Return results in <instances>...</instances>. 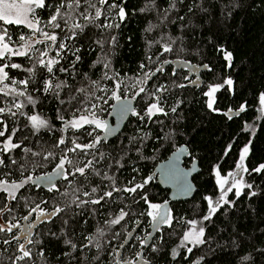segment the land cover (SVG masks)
Segmentation results:
<instances>
[{"label":"trees","instance_id":"1","mask_svg":"<svg viewBox=\"0 0 264 264\" xmlns=\"http://www.w3.org/2000/svg\"><path fill=\"white\" fill-rule=\"evenodd\" d=\"M60 2L46 0L39 13L48 21ZM113 3L124 8L126 16L122 21L116 15L118 9L109 10L108 5ZM81 5L78 12L85 11L84 0H81ZM97 7L102 8L104 14L95 23L75 17L85 27L82 32L73 30V39H65L72 35L69 32L71 21L68 25L61 21V28H50L51 33L58 37L55 49L65 45L60 53L63 59L57 57L60 62L53 65L54 75L36 63L44 52L42 45L36 53L0 59V65H21L20 69H5L10 77L6 82L9 89L15 87L17 91L25 92L24 96L0 93V107L17 112L15 117H0L8 123V132L5 137H0V146L13 128L19 129L12 137L13 143H21L20 148L7 154L0 153L9 165L0 168V173L6 174L0 175V179L20 182L31 176L34 180L36 176L56 169L62 157L73 161V164L64 165L69 174L55 185L59 192L31 182L19 190L18 201L10 202L19 228L11 234H0V240L16 235L21 237V243L25 242L23 231L30 222L34 224L37 217V212L29 215V211L37 204L45 212H51L53 205L63 207L70 201L75 188L81 189L77 193L81 200L98 198L105 191H111L112 181L103 179L107 174L115 178L114 186L121 191H114L112 198H105L100 204H85L82 208L73 205L70 210L54 217L51 223H38L31 236L34 243L27 245L32 252L31 260L26 258L16 264H116L117 261L121 264L125 261L136 264H145V261L148 264H264V170L259 173L253 171L264 165V104L260 102L264 95V0H108V4L102 6L97 2ZM108 23H118L119 27H97ZM5 28L14 34L23 30L22 26L0 21V29ZM112 37L116 38L114 43ZM17 42L21 43V40ZM166 46L171 51H164ZM77 48L79 52L76 54L81 59L75 69L68 73L58 72L59 67L70 66L75 59L72 52ZM225 52L232 54L230 67ZM101 60L110 62V67L105 68L98 62ZM186 64L207 66L196 85L186 79ZM34 65V73L27 71ZM157 68H162V71L157 72ZM150 71L155 74L144 82L145 73ZM106 72L111 79L104 78ZM229 78L233 80L231 86L225 83ZM49 79L53 86L65 81L69 87L45 92ZM23 80L28 83H20ZM91 81H97L99 89H104H97L95 93L104 100H92L99 105L96 116L108 118L115 101L113 93L120 97H135L136 108L117 138L102 140L87 154L79 150L71 152L68 149L74 147L73 141L87 144L95 136L88 135L87 126L80 129L64 127L66 121L87 114L80 103L82 94L77 95V100L71 104H61L60 100L66 101L69 95H76L78 88L88 87ZM179 84L186 87L175 86ZM216 85L221 88L213 102L206 93ZM161 86L165 90L156 91ZM141 87L145 91L137 95ZM28 95L36 101L35 104L28 102ZM157 100L167 115L144 116L147 108ZM209 101L213 103L212 108L208 107ZM16 103H22L24 107L17 110L14 107ZM177 104L179 107L173 113L171 109ZM241 107L245 110L240 111ZM77 108L81 111H76ZM33 115L47 120L51 131L42 129L34 134L29 119ZM60 116L63 120L59 119ZM60 139L65 143L57 146ZM182 145L191 152L185 165L190 166L194 160L200 163L201 171L194 178L199 189L192 200L174 203L169 201V190L157 182V165ZM245 147L249 152L243 162L247 171H244L242 181L245 185L251 184L252 188L244 187L239 198L234 188L225 197L231 203L225 204L220 200L224 193L218 180L238 171ZM24 148L31 149V152L25 153ZM48 153L52 156L45 159ZM101 153L104 154L103 159L100 158ZM9 157L18 163L11 164ZM89 160L100 172L99 176L94 175L91 169H86L87 181L79 173L75 177L70 174L76 165L84 167ZM117 161L123 167H119ZM19 165H24L23 175ZM146 180L148 182L143 189H137L135 193L123 191ZM231 185L232 179L228 178L225 191ZM92 187L98 188L97 193L91 197L84 196L83 192H89ZM252 191L257 195L251 196ZM65 192L69 194L67 197L61 195ZM5 196L0 192V202ZM21 196L27 198V206L19 200ZM144 196L147 201L142 198ZM209 198L213 207L217 201L220 206L211 214V219L206 220L204 217L210 214ZM148 202L170 203L171 223L156 233L148 215ZM121 210L128 215L109 229L107 222L118 217ZM24 216H28V220H24ZM61 217L69 222L68 235L77 244L75 252L64 244L65 237L60 235L63 227ZM10 218L8 215L4 217L5 220ZM97 228L104 229L105 235L100 241L103 254L94 261L97 250L84 248L81 251L80 246L87 243L86 236L95 237ZM201 228L204 229L201 237L204 243L185 244V234L191 231L198 233ZM149 232L152 233V241L142 245L141 241ZM51 233H56L59 238ZM128 233H132L131 237ZM125 240L127 243L121 248ZM41 251L43 257L38 255ZM20 254L16 241L8 245L0 242V264H13Z\"/></svg>","mask_w":264,"mask_h":264},{"label":"snow or ice","instance_id":"2","mask_svg":"<svg viewBox=\"0 0 264 264\" xmlns=\"http://www.w3.org/2000/svg\"><path fill=\"white\" fill-rule=\"evenodd\" d=\"M97 2L102 6L105 4H108V0H84V6H85V11L83 12H78L77 10L82 6L81 5V0H61V2L56 6L55 12L50 16L48 22L44 25L46 28H52V29H57L61 28V21L65 25L69 24V21H71V26L69 28V32H72V35L66 36L65 39H73L75 36V32L73 30H80L81 32L83 31V28L85 25H82L78 22V20L75 19L76 16L82 17L84 20L90 22V23H95V21L102 16L103 11L102 8L97 7ZM46 0H0V21L6 23V24H16V25H26L29 29L33 31V33H40L43 35L45 41H51V42H56L58 37L56 34H50L48 31H44L43 28H41L40 25V20L36 18L35 16V10L37 8H44L45 7ZM49 7H52V5H49ZM109 10L111 9H118V12L116 15L120 18L122 21L125 16L126 12L124 8L120 5H117L115 3L108 5ZM173 8L175 7V4L172 6ZM62 9H66V11H61ZM143 11V9H142ZM189 11H191V8H189ZM182 19V18H181ZM119 27V24L113 25L112 23L104 24V25H97V27H106V28H112V27ZM7 36V29H0V59H4L6 57L10 56H26L28 54V50L32 48V43L29 42L28 40H25L24 36H20V40L25 41L24 44L22 45V48L24 50H14L9 46V42H5V38ZM115 37H112V42H115ZM10 41V38H9ZM43 41L37 39L35 43H42ZM97 43H101V41H97ZM60 49L63 50L65 49V45L61 44ZM182 50V49H181ZM164 51L169 52L171 51L170 47H165ZM79 52V49H75L72 52V55L75 57V59L72 61L69 67H64L61 66L57 69L58 72L60 73H68L71 70L75 69L76 63L80 61L81 57L77 55L76 53ZM48 56V52H42L40 54V57L37 59L36 63L44 68H46L47 73L53 74L54 75V69L53 65L59 64V59H47L45 60L44 57ZM57 56L60 57V59H63V57L60 56V52H57ZM225 59L229 61V67L231 66L230 62L232 60V54L229 52H225ZM99 63H103L105 68L110 67V62L101 60L98 61ZM12 68V69H20L21 65L17 63H4L0 65V93H4L5 95L15 93L18 96H24L25 92L24 91H17L15 87L9 89L8 84L5 83V81H10L9 73L5 70L7 68ZM143 68L144 66L141 65ZM207 67V66H205ZM27 71L34 73L35 71V65L33 68L27 69ZM157 72L162 71V68H157ZM155 73L153 72H147L145 73V81L147 79H150L152 75ZM74 76V72H73ZM86 76V74H85ZM87 78V76H86ZM105 79H111L112 77H109L107 72L104 74ZM187 79V78H186ZM12 83H15L14 81H11ZM141 81H137V83H140ZM20 83L22 84H27V80H23ZM225 83L229 86L233 84L232 79H227ZM176 87H186L184 84H179L175 85ZM69 85L65 81H59L58 83L53 86L52 80L49 79L46 81V87L44 88L45 92L49 91H55L56 89H62V88H67ZM220 86H213L210 88V91L206 93L209 97H211L219 88ZM89 88L92 90L89 91ZM99 89V84L97 81H91L88 87H80L77 89V94L76 95H69L68 99L65 100H60L61 104L64 103H69L71 104L73 101L77 100V95L82 94L83 99L80 102L83 108V112L87 114H81L78 119H72L71 121H66L64 124L65 129L71 127L75 129H80L84 125H94L96 129H102L105 131V133L108 132L109 130V125L106 121L97 118L95 111H92L90 109H96L99 105L96 103H92L93 98H95L97 101L104 100V97L102 96H96V90ZM7 90V91H6ZM101 91H104V89H99ZM165 88L161 86L160 88H157L156 91H164ZM145 89L141 87L139 89V93L144 92ZM113 98L117 101H119L121 98L119 95H116L113 93ZM27 100L29 103L35 104L36 101L33 100L31 95H28ZM105 103L107 102L106 100L104 101ZM260 102L261 104H264V95L260 97ZM90 106V108H89ZM14 107L17 110H20L21 108L24 107L22 103H16ZM177 107H179V104H177L176 107H173L171 111L173 113L176 112ZM208 107L212 108L213 103L212 101H209ZM244 107H241L240 111H244ZM76 111H81V108H77ZM157 113H163L164 115H167L166 112H164V109L162 107L158 106V103H152L146 110L144 116H147L151 118L152 116L156 115ZM23 115V113H20ZM5 115L15 117L17 115V112L12 111L11 108H5V107H0V117H3ZM136 115H139V113H136ZM144 116H141V119H144ZM31 121V127L35 133H39L42 129H48L51 131V128L49 126V122L45 119H41L38 116H31L29 117ZM59 119L63 120V117L60 116ZM19 131L18 128H13L11 133L7 136L6 140L2 142V146H0V153L2 154H7L14 149L20 148L21 143H13L12 137H14ZM8 132V123L0 118V137H5L6 133ZM89 136H92V132L88 133ZM107 136L101 137L99 135L93 137L92 141L87 143V144H80L76 143L73 141L74 147L69 148L68 151L71 152H76L77 150L84 152L85 154L88 153V150L96 149L97 146L101 143L102 140H106ZM65 140L60 139L58 142L59 146L60 144H64ZM230 147V146H229ZM23 151L25 153L31 152V149L29 148H24ZM249 148L245 147L243 149V152L240 157V165L239 167L242 169V171H247L246 168L243 167V162L245 159V156L248 154ZM33 155H39V153H32ZM93 156L95 157V153H92ZM49 156H52V153H48L47 156H45V159H47ZM100 158H104V154H100ZM120 159H123L121 157ZM10 163L13 165H16L18 162L16 159L9 157ZM65 163L68 164H73V161L70 159H67V157H62L59 165L57 166V176L63 175L64 178H67V175L69 173L65 172ZM117 164L119 167H123V164H121L119 161H117ZM5 163V160L2 155H0V168L8 167ZM111 167V165H109ZM86 169H91L92 173L96 176L100 175V172L97 171L94 167L93 161L89 160L87 161L86 165L84 167H80L78 165L75 166V171L70 173L73 177L77 173H79L81 176H84L85 180H88V175L86 174ZM19 170L21 175H23L24 172V165H19ZM262 170H264V165H260L259 167L255 168L253 171L259 173ZM217 176H220L219 171H217ZM0 175H6L5 173H0ZM238 175V173H229V176H235ZM52 176H44V177H37L36 180H33L31 176L22 179L20 182H16L15 180L9 182L8 180L0 179V192L6 194V196L3 198V202H0V234H11L13 233L14 229L19 228V224L16 222V217L13 215V207L10 206L11 201H18V192L20 189L25 188L30 182L35 184L38 180H43L46 181L48 184L51 185L50 191L55 190L59 192V189L56 188L55 184L52 183ZM103 179H107L109 181H112L113 188L111 191H105L103 195L99 196L98 198L94 199H87V200H81L80 196L77 195V193L81 192L80 188H75L73 190V198L70 201H67L63 207L59 205H53L52 211L51 212H45L43 209L40 208V205L37 204L35 207L30 208L29 215L32 213L38 212V215L36 217V220L38 223H44V222H49L51 223L52 219L56 216H58L61 212H65L66 210H70L73 205H75L77 208H82L83 205L85 204H100L101 201L105 200V198H112L113 192L116 191H121V189L115 188V178L113 176H108L107 174L104 175ZM149 180L151 177L148 178ZM148 181L146 180L144 183L136 184L134 187L131 188H124L123 191L129 192V193H135L137 189H143L144 185ZM71 183V182H70ZM228 181L227 179L221 177L218 180V184L220 185L221 191L224 193V195L221 196L220 200L223 201V203L228 204L231 203L229 202L225 197L228 192H231L234 188L236 189V196L239 198V196L242 194V190L244 187H247L249 189L252 188L251 184L245 185L242 180H235L233 184L227 188L225 191V184H227ZM98 191L97 187H92L89 192H83V195L86 197H91L94 194H96ZM61 195L67 197L69 194L67 192L61 193ZM251 196H256L257 193L255 191H252L250 193ZM145 201H147V197L144 196L142 197ZM19 200H23L25 202V206H27V198L21 196L19 197ZM44 203H47V201H44ZM208 203L210 205V214L208 216H205L204 219L208 220L211 219V214H214L218 207L220 206V202H216V206L213 207V201L211 198L208 199ZM151 209L153 211L148 212V215L153 218V220L156 219L158 215V210L160 208V205L156 204H151L150 205ZM93 210V214H94ZM5 215L10 216V219L5 220L4 217ZM128 215L127 212L121 210L120 214L118 217L110 220L107 222L109 229L111 226L118 225L125 219V217ZM24 220H28V216L23 217ZM63 227L61 228L60 235H63L65 237L64 239V244L69 246L72 250V252H75L77 250V244L74 243L73 239H71L68 235V227H69V222L66 219H63ZM86 223V221H85ZM137 225L139 224V221L136 222ZM36 227L35 224H32L31 222L26 226V228L23 231V235L25 237V242L21 243V237L16 236V235H11L9 238H4L0 240L5 245L11 244L13 241H16L17 243V250L19 253H21L19 256L15 258L13 261V264H16L17 261H22L25 260L26 258L28 260H31L32 258V252L31 249L27 247L28 244H33L34 241L31 239L32 236V229ZM52 236L59 238L56 233H51ZM105 231L102 228H97L96 229V235L94 236H86L85 239L87 240V243L83 244L80 246L81 251H83L84 248H95L97 250V255L93 258L95 260H99L100 256L103 254V244L100 242L101 239L104 237ZM115 235H118L115 234ZM132 233H128V236L131 237ZM204 235V229L201 228L198 233H189L185 235L184 240L189 241L191 238V242L194 244H202L204 241L201 239ZM139 239V237H137ZM41 241H35V243H40ZM148 240L144 239L141 241V244H147ZM127 243V240H125L120 247L123 248L124 244ZM154 251L156 250L155 248L153 249ZM191 248L188 249L189 252H191ZM71 253H66V255H70ZM39 256L43 257V252L38 253ZM138 256L140 255L139 253L137 254ZM87 259V257H84ZM116 264H121L120 261H117ZM123 264H136L134 261H125ZM145 264H148L147 261H145Z\"/></svg>","mask_w":264,"mask_h":264},{"label":"water","instance_id":"3","mask_svg":"<svg viewBox=\"0 0 264 264\" xmlns=\"http://www.w3.org/2000/svg\"><path fill=\"white\" fill-rule=\"evenodd\" d=\"M187 67L190 69L191 74L198 73L199 75L204 70L205 67H193L190 64H187ZM119 101L115 100L112 104L110 113L107 118V123L109 125V130L107 133L101 135V137L107 136V139L104 141H110L117 138L125 129V126L128 124L130 118L132 117L137 99L135 97H120ZM191 152L189 148L185 145L180 146L178 149L173 151L170 156L160 162L157 165V182L161 185L162 188L169 190V198L170 202H181V201H189L192 200L198 192V186L195 183V176L198 175L201 171L200 163L196 160L192 161L190 166H186V159L190 158ZM57 168L52 170L51 172L39 175L34 178L36 180L37 177H44L51 175L52 183L57 184L63 179V175H56ZM39 186L48 188L51 187L46 181L38 180L36 182ZM169 202L166 205L162 206V211L169 210ZM159 217L153 223V231L157 232L164 220ZM36 226L38 224L37 220L34 223ZM35 227L32 229V233L34 232Z\"/></svg>","mask_w":264,"mask_h":264},{"label":"rangeland","instance_id":"4","mask_svg":"<svg viewBox=\"0 0 264 264\" xmlns=\"http://www.w3.org/2000/svg\"><path fill=\"white\" fill-rule=\"evenodd\" d=\"M35 16H36V18L37 19H39L40 20V27L41 28H43L44 29V31H48L50 34H52L51 33V30H50V28H46V27H44V25L48 22L47 20H45L43 17H42V15L39 13V8H37L36 10H35ZM19 26H22L23 27V32L21 31V32H19V33H17V34H14V33H12L11 31H9V30H7V36H6V38H5V42H9V46L11 47V48H13L14 50H24L23 48H22V45L24 44V42L25 41H22L21 40V43H18L17 42V40H20V36H24L25 37V40H28L29 42H31L32 43V48L31 49H29L28 50V53H36L37 52V50L39 49V46L40 45H42V48H44V52H48V56L47 57H44V59L45 60H47V59H56L58 56H57V52L59 51L60 53L62 52L61 51V49L60 48H56L55 49V47H56V42H51V41H45L44 40V37H43V35L42 34H40V33H33V31L31 30V29H29L26 25H19ZM6 29V28H5ZM9 38H10V41H9ZM37 39H39V40H41V41H43L42 43H35V41L37 40ZM55 49V54H53V50ZM5 83L7 84V82L5 81ZM216 86H218V85H216ZM220 86V85H219ZM211 87H213V86H211ZM210 87V88H211ZM210 88L208 89V92L210 91ZM221 88V86L218 88V90L210 97L211 98V100L214 102L215 101V97H216V94H217V92L219 91V89ZM207 92V93H208ZM116 95H118V94H116ZM126 97H129V96H126ZM155 103H158V106L159 107H162L163 108V106H162V104H161V102H160V100H157ZM112 107V106H111ZM94 111H95V113H96V109H94ZM160 113H157L156 115H159ZM96 115H97V113H96ZM155 116V115H154ZM153 117V116H152ZM97 118H99V119H102V120H104V121H107V118L106 117H103V116H97ZM89 127V132H92V134H94V136H97V135H99V136H101L103 133H104V130H102V129H96L95 128V126L94 125H84L83 127ZM82 127V128H83ZM235 173H238V175H235V176H228V177H226L225 179H227V181H228V178H231L232 179V184H233V182L235 181V180H242V177L244 176V171H242V169L239 167V169H238V171L237 172H235ZM225 186H226V184H225ZM224 186V187H225ZM151 204H156V203H152V202H148V206H149V212L150 211H153V209H151V207H150V205ZM156 205H160V208H159V210H158V215H157V217H156V219L158 218V217H165L164 219V224H170L171 223V214H170V211L168 210V211H162V206L163 205H161V204H156ZM150 219H151V223L153 222V221H156V219L155 220H153V218L150 216ZM154 223V222H153ZM161 228V227H160ZM189 233H193V234H195V232L194 231H191V232H187L185 235H187V234H189ZM144 239H147L148 240V242H147V244H149V242H151L152 241V239H153V237H152V233L151 232H149V233H146V236L144 237ZM185 241V240H184ZM186 243H190L191 245L192 244H194V243H192L191 242V238H190V240L189 241H185V244Z\"/></svg>","mask_w":264,"mask_h":264},{"label":"flooded vegetation","instance_id":"5","mask_svg":"<svg viewBox=\"0 0 264 264\" xmlns=\"http://www.w3.org/2000/svg\"><path fill=\"white\" fill-rule=\"evenodd\" d=\"M186 69L188 70V76H187V80H189L190 82H192L194 85H196L197 83H199V80L201 79V74L199 75V72L198 73H194V74H191V72H190V69L187 67V64H186ZM104 141V140H103ZM65 172H66V168H65ZM37 215H38V212H37ZM159 218V217H158ZM157 218V219H158ZM156 219V220H157ZM164 218H162V220H163ZM153 222H155V221H153ZM152 222V223H153ZM166 224H164V222H163V224L161 225V227L162 226H165ZM158 232V231H157ZM156 233V232H155Z\"/></svg>","mask_w":264,"mask_h":264}]
</instances>
